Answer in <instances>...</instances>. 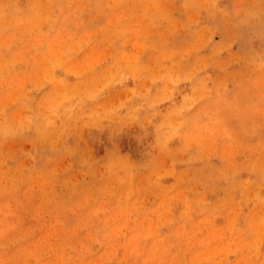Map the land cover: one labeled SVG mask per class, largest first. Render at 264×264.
<instances>
[{"label": "rangeland", "instance_id": "374dc122", "mask_svg": "<svg viewBox=\"0 0 264 264\" xmlns=\"http://www.w3.org/2000/svg\"><path fill=\"white\" fill-rule=\"evenodd\" d=\"M0 264H264V0H0Z\"/></svg>", "mask_w": 264, "mask_h": 264}]
</instances>
